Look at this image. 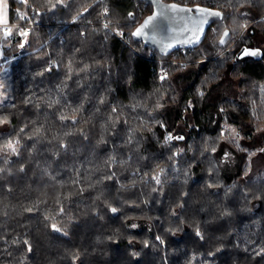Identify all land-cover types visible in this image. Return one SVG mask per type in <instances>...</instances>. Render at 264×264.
Instances as JSON below:
<instances>
[{"label":"trees","instance_id":"1","mask_svg":"<svg viewBox=\"0 0 264 264\" xmlns=\"http://www.w3.org/2000/svg\"><path fill=\"white\" fill-rule=\"evenodd\" d=\"M164 1L224 17L163 56L140 0H9L0 264H264V0Z\"/></svg>","mask_w":264,"mask_h":264},{"label":"water","instance_id":"2","mask_svg":"<svg viewBox=\"0 0 264 264\" xmlns=\"http://www.w3.org/2000/svg\"><path fill=\"white\" fill-rule=\"evenodd\" d=\"M145 4L153 7L152 13L134 29L143 28V34L140 36L133 35L132 38L136 42L143 43L144 47H149L156 50L163 56H168L174 51L180 49H193L201 45L207 31L212 27L213 23L223 20L224 14L219 9H213L206 6H185L173 2H165L164 0H140ZM177 5L179 8L191 9L192 11H173L171 5ZM197 8L206 9L208 12L221 13L220 16L209 15L197 11ZM150 17L155 19L149 22ZM206 18V22L201 23ZM148 22L147 27H143ZM228 35L225 36L224 33ZM221 36L224 43L220 46L224 47L230 39V33L225 31ZM263 52L259 48H245L242 51L240 58L252 57L260 59ZM5 57L4 50L0 47V59ZM177 140H183V136H177Z\"/></svg>","mask_w":264,"mask_h":264},{"label":"rangeland","instance_id":"3","mask_svg":"<svg viewBox=\"0 0 264 264\" xmlns=\"http://www.w3.org/2000/svg\"><path fill=\"white\" fill-rule=\"evenodd\" d=\"M26 13V10L23 11L25 16ZM24 27H22L20 24H11L9 22V0H0V47L3 50L7 48L15 36L25 37V35H23L25 32ZM13 59L14 58L10 55H6L3 59H0V104H10L13 100L11 72ZM6 129V124H0V131H4ZM221 159V165L226 173H235L233 169L237 163L236 156L226 149L222 154ZM256 163H258L256 165L257 168L264 166V156L262 155L259 157ZM48 203V194H44L39 202V206L40 208H46L49 205Z\"/></svg>","mask_w":264,"mask_h":264},{"label":"snow or ice","instance_id":"4","mask_svg":"<svg viewBox=\"0 0 264 264\" xmlns=\"http://www.w3.org/2000/svg\"><path fill=\"white\" fill-rule=\"evenodd\" d=\"M171 8H172L173 11H181V12H183V11H192L191 9L179 8V7H178L177 5H175V4L171 5ZM197 11H198V12H201L202 14L207 12L209 15H216V16H220V15H221V13H219V12L211 13V12H208V10H206V9H200V8H197ZM153 19H155V17H150V18H149V22H150L151 20H153ZM204 22H206V18H205V20L202 21L201 23H204ZM147 26H148V22H146L145 25H144L143 27H147ZM142 34H143V28L137 29V31H136L135 33H133V35H136V36H140V35H142ZM23 35H27V32H24ZM224 35L227 36L228 33L225 32ZM220 42H221V43H224L223 40H221ZM13 151H15L14 148H13ZM112 211L115 212L116 209H112ZM29 250H30V249H29Z\"/></svg>","mask_w":264,"mask_h":264},{"label":"built area","instance_id":"5","mask_svg":"<svg viewBox=\"0 0 264 264\" xmlns=\"http://www.w3.org/2000/svg\"><path fill=\"white\" fill-rule=\"evenodd\" d=\"M262 19L264 20V17ZM100 25L106 31H113L111 24L108 23L106 20H102L101 23H100ZM35 26H36V23L33 22L32 20H29L26 23L25 27H24L25 32H27V34H29L31 32L32 28L35 27ZM128 38H129V34H125L124 36H122V40L126 44H128ZM151 56H152V54H151ZM160 76L161 77L163 76V73L162 72L160 73Z\"/></svg>","mask_w":264,"mask_h":264}]
</instances>
